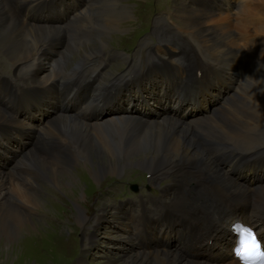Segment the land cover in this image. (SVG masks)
<instances>
[{"label":"bare ground","instance_id":"6f19581e","mask_svg":"<svg viewBox=\"0 0 264 264\" xmlns=\"http://www.w3.org/2000/svg\"><path fill=\"white\" fill-rule=\"evenodd\" d=\"M8 7L10 6L7 0H0V51L13 61L31 55V49L37 41L49 37L59 30L57 25L29 24L20 18H16L15 13L12 16L10 11L6 10ZM125 11L124 5L117 4L111 13L109 11L99 21H90L89 25L104 30L116 29L120 25L118 20ZM65 13L66 10L62 11V14ZM185 13V24L199 36L200 40L210 50L220 55L222 70L226 76H228L230 61L233 59L232 55L239 53L242 48L241 53L250 52L255 56L264 55V39L254 42L251 35L255 31L254 29L264 35V22L260 28L240 23L239 26L244 31L245 39L243 42L236 43L230 36L232 31L229 24H226L228 22L227 14H220L215 18L218 21L214 23L215 19H209V14L199 8L186 7ZM72 14L74 15V13ZM213 14L216 15V13ZM191 16H195V18L192 19ZM64 23L67 27L77 29L84 25L68 21ZM60 28L63 27L60 26ZM97 40L99 45L94 46L93 42L88 43L86 46L88 49L80 48L81 45L77 43L62 44L56 49L55 54L46 60L52 64V67L60 68L64 63H66V67L72 65L67 64L70 59H73L75 64L63 70L65 76L73 77L76 74L78 63L76 56L81 57L93 53L101 45H106V37L103 41ZM67 45L71 48L68 49L70 53L66 55V49L63 52L62 48ZM89 48H93V50L88 51ZM71 55H73L72 58ZM212 69L210 67L208 70ZM214 72L210 73L209 80L212 73L217 76ZM42 74L48 75L49 71L43 69ZM206 74L207 71H204L201 84L207 83ZM217 74L219 73L217 72ZM233 78L235 82L232 85V90H238L241 84L240 78L237 75ZM210 85L218 84L210 82ZM142 86L143 84L140 83L137 88ZM77 88L76 85L70 87L69 92L72 96L76 95ZM262 91L264 92V86H262ZM243 92L247 98L253 93L256 94L253 85L246 86ZM210 97L215 98V95L210 94ZM256 100L258 99L255 97L251 99V102L246 101L244 113L237 112L230 115L225 109H222L223 118L216 116L220 112L217 110L212 112L209 117L195 122L185 121L169 114L158 115L147 120L125 115L94 121L97 117L93 111L87 113L84 121L74 117L64 109L58 110L44 120L42 109L35 106L39 115L36 118L41 123V129L46 132L66 131L72 142L79 147L77 149L72 148L70 154L50 149L46 151L45 155L33 145L24 148L19 152V159H16L14 164L8 168L13 179L22 180V185L12 181L13 179L9 180L7 171L0 170V242L8 245L16 241L19 232L22 229L25 232L28 226L33 227L32 223L35 220H37V230L45 224L47 225V227L45 226L46 233L49 232L48 228H53L52 225L48 224V220L40 218L34 220L30 217L31 211L33 212L35 209L40 210L41 213H47V216L53 215L51 210L48 212V207H46L48 203L42 197L43 195L36 193L39 190L37 185L41 186L42 184L45 187H50L49 193H52L51 190L53 189L59 191L64 189L72 190L76 195L79 185L72 166L73 162L76 161V164L82 163L83 165L81 171L84 173L82 176L86 178L89 176L93 182H89L91 188L95 187V182L103 175L108 173L111 176H118L125 168L129 167V169L137 168L150 173L154 182L159 178L162 180L171 177L172 173L177 171L187 173L190 176L191 184L184 198L179 194L170 195L167 190L170 184L165 187L161 185L158 187L160 195L153 199L157 204L144 206V212L147 213H152V210L153 212L160 211L163 220L149 223L147 219H144L142 221L143 226L140 227L133 215V207L128 206L123 217L119 212L115 213L123 221H116L112 228L122 232L116 233L117 235L114 236L108 234V240H120L117 246L112 244L110 249L116 247L117 253H124L126 257L123 261L124 264H239L230 258L219 263L205 262L202 249L220 244L223 238L225 220L236 211H240L242 206L249 203L256 209H261L264 206V183L250 185V178L240 180L239 175L235 174L233 169L228 171L216 165L209 155V141L220 131H235L228 135H236L241 133L244 127L249 129L255 126L258 123ZM40 102L35 101L36 104H40ZM93 102L90 101L89 103ZM262 106L264 107V102ZM89 107L93 108L92 105ZM5 115L6 112L0 108V118H4ZM214 116L223 119V124H219ZM240 120L242 127L235 129L233 126L236 124L239 127ZM204 123L213 130V134L209 138L205 136L202 138L201 136ZM20 130L25 132L23 129ZM33 132L38 133L35 130ZM249 136L245 132L242 137L246 139ZM223 161L226 162V160ZM27 164L32 166V170L26 173L21 172L22 168L27 167ZM243 164L246 170H252L255 165L260 166V163H256L255 159L250 158L249 155L244 157ZM39 178L40 183L38 184ZM89 178L87 180H90ZM87 193L85 200H88L92 191L87 190ZM55 198L60 204L59 206L52 205L56 208L60 207L57 209L60 213L55 210L56 208L54 209L55 214H57L55 217L64 220V213H67L68 210L67 201L59 197ZM47 200L49 202V199ZM84 202L81 201L80 206ZM72 206L74 222L83 224L86 216L82 207L79 206V203ZM106 210V208H102V212L100 210L99 212L103 213ZM97 217L94 216V237L97 232L96 228H98L97 224H102V220ZM76 222L75 224H77ZM154 228L161 230L160 236L164 239L167 234L172 235L174 243L171 247L164 245L154 247L152 242L148 245V240H150L148 232ZM205 236L211 238L210 244L206 243ZM84 239L83 241H85ZM144 243L147 245L145 250ZM83 244H80V247L81 251H84L82 256L85 258V253L93 244L87 245L88 243H85L86 246L82 248ZM125 247L129 251H123ZM116 259L117 256L114 257V260L109 258L108 261L110 264H114ZM85 261L86 258L84 261L78 262L83 264ZM78 262L76 261L77 264Z\"/></svg>","mask_w":264,"mask_h":264},{"label":"rangeland","instance_id":"374dc122","mask_svg":"<svg viewBox=\"0 0 264 264\" xmlns=\"http://www.w3.org/2000/svg\"><path fill=\"white\" fill-rule=\"evenodd\" d=\"M191 18L193 19L195 18V16H191ZM130 24H131L130 22H125L120 24L119 25L120 28L125 27L126 29V31L123 30L120 34L113 30H110L108 33L110 35L106 37V42H107L106 45L115 46V45L129 44L131 42L130 40L131 38L126 37V34H128V32H131L129 31L131 27L128 26ZM180 25L181 28L185 27V24L183 22H181ZM146 37L147 35L145 34L142 35L137 49H140L144 46ZM97 39L103 41L105 39V36H99L89 41H85L77 44L81 45L80 48L88 49V47H86L88 46V43L93 42L94 46L99 45ZM68 45H72V44L69 43ZM68 45L62 48L63 52H65L66 49V53H65L66 55L70 53L68 49L71 47H68ZM103 46L104 45H101V47ZM90 49L93 50V48H89L88 51H90ZM242 50L243 48L240 50V53ZM145 56H149V53L145 52ZM72 57L73 55H71V58ZM76 58L78 61L80 57L76 56ZM72 63H74V60L70 59L67 65H70ZM221 112L222 111L218 112L216 116L222 117ZM214 118L217 120L219 124L221 125L223 124V119H219L215 116ZM247 123H251V122H247ZM246 126L248 125L246 124ZM234 132L235 131H232L230 133H234ZM212 134H213L212 128L208 124L204 123L202 125V130H201L202 138L204 136L209 138L212 136ZM75 164L76 161L73 162L72 166H73L75 178L79 185V189L76 195L73 193L72 190L69 191L64 189H60V191L57 189H53L51 190L52 193H49L50 187L47 186L45 187L42 184L41 186L37 185L39 187V190L36 193L40 194L41 196L43 195L42 197L45 198V200L48 203V205L46 206L48 207L47 210L48 212L52 211L53 215L49 213L51 216H47L48 215L47 213L45 212L41 213L40 210L38 211L37 209L34 208L35 210L33 212L31 211L30 217L34 220L39 218L48 220V224L52 225L53 228H48L49 232L46 233L45 228L47 227V225L45 224L43 226L44 229L42 227L39 228V230H37L38 227L36 222L37 220H35L32 223L33 227L28 226V229L25 232L24 229H22V231L19 232L16 241L11 242L12 244L9 243L8 245H4V243L0 242V264H77L76 261L81 262V260L79 259L80 257L76 258L77 254L79 253L83 255L84 253V251L83 252L81 251V247H80V244H83V242L84 244L82 248L86 246L85 243H88L87 245L93 244V246L90 247L88 251L85 253L86 261L83 262V264H110L108 259L110 258L114 260L115 256H117V259H116V263L114 264H124L123 261L126 258L124 253L123 254L117 253L118 250H116V247L110 249L112 244L117 246L118 245L117 243H119L120 240L117 239L108 240L109 238L108 234L114 236L117 235L116 233L122 232L121 230H114L112 228V225L115 224L116 221H123V219L119 215L115 214L114 207H111V204L113 203L112 199L114 196H124L133 191L132 189L129 188V185H127V183L129 184L130 182H134L137 184L136 191H144L148 189L153 190L154 187L152 186H156L158 184V180L154 182L151 178L152 177L151 175L150 176L151 179L149 178L148 180V183L151 186H144L142 185V182L145 179L142 177V172H141L144 170L137 168L129 169L130 168L129 167V168H125L122 171V173L118 176H111L108 173L103 175L101 178L98 179L97 182H95L96 183L95 187L91 188L90 187L91 184L89 182L91 183L93 182L91 181L89 176L87 178H89L90 180H87L85 176H82L84 173L81 171L83 168L82 163H77L76 165ZM162 180L163 182L166 181V179H162ZM38 181L39 184L40 178L38 179ZM168 183L169 182H165L164 183L165 185L162 186L165 187L167 186ZM87 190L92 191V193L88 197V200H85ZM55 197H59L61 199H64V201H67L66 207L68 208V210L67 213H64L65 214L64 220L57 219L55 217L57 215L55 214V210L57 211V209H60V207L56 208L52 206V205L55 206L60 205L57 198ZM47 199H49V202ZM81 201H85L82 206H80ZM75 203H79V206L82 207L84 215L86 216V219L83 224H79L76 221L75 222L77 224H75L73 220V215H72L73 211L71 208H73L72 205H75ZM102 208H106L107 210L104 211L103 216L99 218L102 220V224L100 225L97 224L98 228H96L97 231L96 236L94 237V234L87 236L83 234L81 237L80 235L83 232L85 233L86 229H88L87 227L89 228L94 227V216H96L95 214H97V211L99 212L100 210L102 212ZM57 212L60 213V211ZM113 230L114 232H112ZM83 238H85L84 239L85 241H83ZM88 239L89 241H87ZM123 251H129V250L127 249V247H125ZM139 258L141 259V257ZM79 262L78 264H80Z\"/></svg>","mask_w":264,"mask_h":264},{"label":"snow or ice","instance_id":"6c2138e0","mask_svg":"<svg viewBox=\"0 0 264 264\" xmlns=\"http://www.w3.org/2000/svg\"><path fill=\"white\" fill-rule=\"evenodd\" d=\"M235 230L240 234L239 246L236 249L237 255L243 259L258 253V245L255 242V236L248 229H242L239 225L235 226Z\"/></svg>","mask_w":264,"mask_h":264},{"label":"clouds","instance_id":"9594fccd","mask_svg":"<svg viewBox=\"0 0 264 264\" xmlns=\"http://www.w3.org/2000/svg\"><path fill=\"white\" fill-rule=\"evenodd\" d=\"M236 225H239L242 229H248V230L251 231V233H253V235L255 236V242L258 245V253L260 255L264 256V245L261 244V242L259 241V239L256 236L255 232L252 229H250L247 225H244L241 221H236L230 228V230H233L234 235H239V233H237L235 231V226ZM238 246L233 249L234 255L237 256L240 259L241 264H251V262H249L248 259H243L239 255H237L236 249L238 248ZM260 264H264V260H262L260 262Z\"/></svg>","mask_w":264,"mask_h":264}]
</instances>
